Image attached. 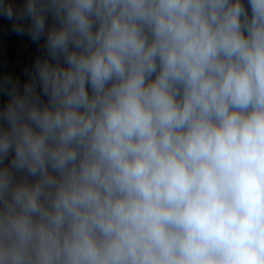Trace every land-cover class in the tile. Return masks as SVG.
Instances as JSON below:
<instances>
[{
  "label": "clouds",
  "instance_id": "1",
  "mask_svg": "<svg viewBox=\"0 0 264 264\" xmlns=\"http://www.w3.org/2000/svg\"><path fill=\"white\" fill-rule=\"evenodd\" d=\"M38 49L0 74V264H264V0H0Z\"/></svg>",
  "mask_w": 264,
  "mask_h": 264
}]
</instances>
